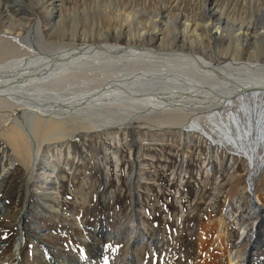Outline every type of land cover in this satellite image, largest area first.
<instances>
[{"label":"rangeland","instance_id":"374dc122","mask_svg":"<svg viewBox=\"0 0 264 264\" xmlns=\"http://www.w3.org/2000/svg\"><path fill=\"white\" fill-rule=\"evenodd\" d=\"M12 2L10 9L18 8L16 12L21 15L43 9L28 0ZM211 6L224 18L218 33L214 17H208L205 11ZM61 9V20L67 25L63 36H59L61 40L86 38L88 42L129 43L156 50L172 45L177 50L194 49L213 63L230 59L264 62V42L250 48L255 52L243 50L234 57L229 54L227 35L229 28L234 30L241 24L264 31V0H63ZM210 21L215 25L208 31L206 25ZM184 22L188 25L186 46L181 45ZM46 28L43 24L42 29ZM71 87L56 90V97L68 95ZM254 102L233 104L231 112L239 110L235 116L228 107L212 117L184 106L165 109L185 115L180 124L145 118L130 123L134 118L126 121L130 124L126 127L94 128L89 132L66 116L61 123L81 132L73 138L56 135V140L48 144L51 151L47 160L55 166L56 189L52 188L53 183H41L39 170L32 171L26 158L17 156L0 129V264H10L16 258L14 244L24 225L27 235L21 255L25 264H54L57 254L59 259H68L69 264L80 263L79 260L90 264H114L119 260L116 264H122L130 253L128 231L136 229L141 235L142 226L153 240L152 245L134 249L137 261L143 264H230V253L237 244L248 245V264H264V167L255 182L263 211L256 213L249 205V161L242 149L225 137L227 127L224 128L230 127L234 139L236 130L240 132L238 127H245V136L238 137L239 146L251 151L258 137L264 138V100L263 108L260 101ZM240 105L247 109L244 114ZM38 106L44 104L34 105V110ZM59 106L67 108V112L76 109ZM145 109L138 108L133 117L138 113L142 117L151 115ZM110 118L113 117L103 118L108 120L93 126L113 122ZM41 135L36 140L41 141ZM244 139L248 141L246 146L241 143ZM263 141L258 142L257 161L264 158ZM96 227L120 229L122 235L115 240L96 238L92 231ZM256 230L259 237L254 242Z\"/></svg>","mask_w":264,"mask_h":264},{"label":"bare ground","instance_id":"6f19581e","mask_svg":"<svg viewBox=\"0 0 264 264\" xmlns=\"http://www.w3.org/2000/svg\"><path fill=\"white\" fill-rule=\"evenodd\" d=\"M11 1L20 0H0V129L17 156L26 158L25 162L32 168V171L39 170L41 183H53V189H56L58 181L54 180V163L47 160L51 151L48 144L51 140H56V135H59L60 138L68 136L73 138L80 135L81 132L75 128H67L65 124L61 123V120L66 116L72 123L80 122L81 129L89 132L94 128L100 130L103 127L114 128L121 125L126 127L130 125L126 121L134 118L130 123L136 124L141 118H145L147 121L156 120L163 124H180L185 115L166 110L181 109L184 106L190 107L195 112H207L212 117L221 114L224 107H228L229 113L235 116L239 110L231 112L232 105L239 102L241 104L260 101L263 108L261 101L264 100V62L260 63L255 60L238 62L229 58L231 61L213 63L207 60V57L197 55L198 52L194 49L177 50L173 49L172 45H165L164 50H156L129 43L120 45L100 40L88 42L89 40L86 38L65 41L59 37L67 30V25L61 20L64 16L61 9L63 0H28L33 6L42 5L43 9L37 13L31 7L33 10L31 13L22 12V15L16 12L18 8L10 9L9 2ZM205 11L208 17H214L216 32H221L218 29L222 28L221 24L224 19L222 13L219 14L220 11L215 6H211ZM215 23L207 22L208 31L213 29ZM43 24L45 27L47 26L46 30L42 29ZM217 24L219 25L217 26ZM182 26L181 45L186 46L189 43L185 34L188 25L184 22ZM232 28H229L227 35L229 51H231L229 54L234 57L242 54L243 50L250 53L255 52L254 49L250 51V48L256 47L258 43L263 45L264 31H258L256 27L252 30V26L246 27L243 24L236 29L234 27V30ZM262 28L264 29V26ZM51 36H58L60 40H47ZM201 50L205 52L204 47ZM201 50L199 49V52ZM227 67L230 69L229 71H227ZM68 86H72L68 95L56 97V90ZM79 89L81 92H77ZM50 92L52 93L50 94ZM89 93L92 94L87 95ZM40 103L44 106H38L34 110V105ZM56 104L60 105L59 107L66 105L72 106V108L76 107V109L67 112L65 110L67 108H61V111ZM224 104L227 106H223ZM138 108H142V110L144 108V111L147 108L151 111V115L142 117L138 113L136 117H133ZM239 109H242L243 113L241 114H244L245 110L247 111L245 105H240ZM106 117H113L110 118L113 119V122L106 121L98 128L93 126L96 122L108 120L103 119ZM219 120L221 119L218 118ZM253 120L255 119L253 118ZM228 122L230 123V121ZM84 127H90V129ZM224 128L227 129L225 137L228 136V140H233L234 145L242 149L241 152L249 161L252 172L248 179L249 191L252 193L249 205L256 213L262 212V203L255 193V182L264 167V158L260 157V161H257L255 157L260 147L258 142L264 138L258 137L259 141L255 140L258 145L255 142L256 144H252L254 147L250 146L251 151H247L239 146L241 135L245 136V127H238L240 132L236 130L237 136L234 139L232 138L234 136L229 133L230 127L225 125ZM43 131L45 134H49L46 136L41 133ZM39 134L43 136L41 141L36 140ZM257 135L259 136V132ZM239 136L240 140H238ZM253 138L250 140L253 141ZM241 143L248 144V141L244 139ZM53 147L56 150V145ZM133 195L136 198L135 192ZM21 214L24 213L21 212ZM22 220L24 222V218ZM135 230L128 231L129 235L126 241L130 253L124 256L125 260L122 264H143L141 261H137L134 249L138 247L141 250L146 244H153L145 227L142 226L141 235L137 234ZM92 231L96 238L99 236L115 240L120 239L122 235L120 229L111 230L96 227ZM19 232L14 244L16 258L10 264H25L21 255V245L27 235L26 225ZM254 234V242H256L259 230H256ZM87 236L86 233L84 237L87 238ZM234 248L230 253V264H248L246 259L248 245L237 244ZM63 259L65 260L59 259L57 254L54 264H69V261H66L68 259ZM79 261L80 263L77 264L91 263ZM118 262L119 260L113 263Z\"/></svg>","mask_w":264,"mask_h":264}]
</instances>
